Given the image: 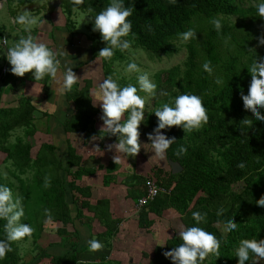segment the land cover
Masks as SVG:
<instances>
[{"label": "trees", "instance_id": "1", "mask_svg": "<svg viewBox=\"0 0 264 264\" xmlns=\"http://www.w3.org/2000/svg\"><path fill=\"white\" fill-rule=\"evenodd\" d=\"M25 2L29 5L34 0L21 1ZM58 3L62 7L65 21L64 25H58L54 30L63 29L61 26L66 27L72 33L74 41L77 33L74 13L82 11L93 15L106 7L109 0H58ZM125 6L133 8L128 19L132 21V33H135L134 36L130 34L126 38L132 41V45L153 55H175L181 48L178 46L181 40L177 34L188 28L196 30L197 38L183 45L188 50L184 63L155 75L157 95L152 97L158 107L177 95L178 91L195 93L203 98L208 115L207 122L201 128L188 133L179 126L162 130L168 136L176 137L177 141L167 152V168L157 167L146 176L128 175L124 185L128 189V198L135 202L138 209L140 227L147 232L152 229L155 219H151L150 215L163 218L179 215L182 225L191 226L195 223L192 212H206L207 223L202 226L215 233L221 245L220 256L210 253L203 264H237L234 248L241 239H264V206L256 203L264 196V121L256 120L251 110L244 108L241 98V91L247 94L250 83L248 67L252 56L258 58L264 55V45L258 44V37L264 35V32L256 25L257 20L264 22V18L257 16L253 0H176L175 3L171 0H125ZM217 16L223 23L219 32L210 23ZM54 30L52 33H55ZM90 37L95 42L92 41L90 48L95 59L99 57L98 53L102 49L97 44L101 37L96 38L94 34ZM119 57L122 58V55L117 52L110 59L101 58L104 78L111 74L122 85L134 83L131 81L136 79L134 77L128 80L114 76V65ZM205 60H211L212 73L202 68ZM4 62L11 68L7 58H4ZM3 68L4 66L0 74L12 78L5 68L3 72ZM218 78L222 83L217 84ZM40 82L43 83L42 80ZM44 82L43 90L47 93L52 79L47 77ZM78 82L65 95L67 103L72 106L63 123L65 132L83 135L86 142L94 136L101 141L116 142L115 136L100 138V130L95 127L99 111L90 95L92 81H87L84 87H80ZM3 90L0 88V104ZM161 90L167 91L169 96H161ZM140 93L144 94L142 91ZM156 107L146 113L140 125V142L145 140L150 143L147 134L157 124V117L153 113ZM261 112L264 114V109ZM39 114L43 112L26 96L19 97L16 105L0 107V153L6 155L5 162H12L10 176L18 181L16 184L10 177L0 174V183L7 184L14 196L22 198L25 215L21 220L35 229L31 236L11 242L12 251L0 257V264H24L22 252L27 250L26 244L31 241L36 245L43 234L45 208L51 209L54 222L62 224L57 231V234L65 237L62 243L65 245L72 237L69 231L73 228L74 220L66 202L68 188L64 175L73 174L75 178L83 176V159L70 142L67 164L65 159L58 158L55 145L49 142L42 143L34 154L30 139L37 134L38 129L34 122L39 119ZM245 119L252 120V124H245ZM17 130H22L24 136H16L11 143L10 139L16 135ZM179 145H185L187 151L177 157L176 149ZM171 160L180 163L183 168L180 173H173ZM240 160L246 162L245 167H237ZM76 167L78 168L75 171ZM28 172L32 173V177L24 178ZM46 175L51 179V186L47 188L44 187ZM106 178L107 185L111 179ZM149 181L158 184L159 193L146 205L139 206V200L148 196ZM69 188L84 195L81 188L74 187L73 181L69 183ZM76 201L80 203L78 219L84 216L83 210L88 209L105 225V234L95 235L94 238L103 243L102 248L110 249L108 241H112L120 231L121 221L111 218L109 202L100 200L97 205L92 206L84 198L76 197ZM221 206L226 211L218 216L217 210ZM229 216H233L237 228L225 232L222 221ZM165 222L170 225L172 239H168L165 245L158 246L154 255L149 254L147 264H172L163 253L182 242L178 238L181 225L176 217ZM3 223L4 221H0V238H4ZM68 247L70 250L65 254L52 257V264H94L80 262L76 242L69 243ZM40 258L43 255L38 254L34 260ZM100 258L103 260L105 256ZM245 264H252L251 259ZM257 264L260 263L257 261Z\"/></svg>", "mask_w": 264, "mask_h": 264}, {"label": "clouds", "instance_id": "2", "mask_svg": "<svg viewBox=\"0 0 264 264\" xmlns=\"http://www.w3.org/2000/svg\"><path fill=\"white\" fill-rule=\"evenodd\" d=\"M175 3L176 0H171ZM256 8L257 16L264 18V0H253ZM90 11H94L90 9ZM133 13V8L125 6V0H109L106 7L99 12L90 15L93 21V31L99 32L102 41L106 42V47L100 49L98 56L103 59H110L116 50L125 51L132 45V41L127 39L132 33V21L128 19ZM14 23L23 25H32L36 23V19L31 12L24 11L13 18ZM41 24L44 21L40 22ZM210 23L217 32L221 31L223 23L222 19L213 17ZM181 41L188 42L197 38V32L194 28H188L177 34ZM258 44L264 45V35L258 37ZM88 52V51H87ZM0 53L6 54V58L11 65L10 71L17 76H24L25 73H32L35 81L43 80L46 76L50 77L56 85V93L58 97L72 90L74 84L80 79L73 71V67L69 66L70 62L65 59L62 61L60 57L69 56L64 49V45L53 49L48 43L44 42L31 30H27V34H21L18 39L9 45L7 37H0ZM95 62V61H94ZM93 62V63H94ZM211 60H205L202 65L204 71L212 73ZM126 72L137 74V83H128L122 85L118 79L111 74L104 78L93 88L90 95L93 102L99 103L102 109V126L100 129V138L104 136H115L116 142L107 146L109 151L113 149L116 152L113 159L115 162L120 161L123 157L135 156L143 146L140 143V125L145 118L146 96H142L139 92L147 93L148 96H156L157 84L152 81L147 71H143L135 60H130L126 65ZM251 75L248 85L247 94L241 91L243 106L251 110L256 120L264 121V55L258 58L253 55L252 62L248 67ZM217 84L222 83L221 79H217ZM138 85V87H137ZM161 96H169L167 91L161 90ZM40 110L56 108L58 105H45L36 103ZM157 117V124L152 132L147 134L151 145L152 157L164 160L169 148L176 143V137L168 136L165 129L172 126L182 127L188 133L199 129L208 120L207 110L203 104V98L200 95L191 92H179L168 102L162 103L153 111ZM245 124H252V120L245 119ZM103 133V135H101ZM97 137H93L95 140ZM100 150L97 147L95 150ZM187 147L179 145L176 149V156L179 157L186 153ZM246 162L240 160L237 167H245ZM131 166V165H130ZM51 186V179L48 175L44 179V187ZM258 205L264 206V196L257 202ZM225 208L221 206L217 210V215L222 216ZM45 223H54L51 209L45 208ZM25 215V208L22 198L14 196L12 189L5 183H0V221H4L2 227L4 238H0V257H4L8 252L12 251V243L19 241L27 236H31L34 227L31 224L22 222L21 218ZM206 212L194 211L192 218L195 223L191 226L181 225L178 231V238L181 243L165 251L163 255L172 261V264H203V261L210 253H214L216 257L220 256L221 241L215 233L208 231L203 224H206ZM223 231H233L237 228L233 216H229L222 221ZM87 246L91 251L100 250L103 243L92 238L87 241ZM235 257L238 258L237 264H245L251 259L252 264L264 259V239L243 238L234 248Z\"/></svg>", "mask_w": 264, "mask_h": 264}, {"label": "crops", "instance_id": "3", "mask_svg": "<svg viewBox=\"0 0 264 264\" xmlns=\"http://www.w3.org/2000/svg\"><path fill=\"white\" fill-rule=\"evenodd\" d=\"M3 1L4 0L0 1V11L3 13L6 10L9 11V18H11L12 24L15 30H17L18 32H16V34L18 35L17 37H19L21 34L26 35L27 30H31L33 34L40 37L41 40L47 41L49 46H51L53 49L59 48L64 45V49L68 52L69 56L60 58H64V60L67 59L70 62L69 66L73 67V71L77 74V76L80 71L74 69H83L85 66H89L90 62H96V58L93 59L92 57L88 63L86 58L89 54L92 53L82 52L83 48H86L84 47V45H89L92 42L89 36H86L87 38L84 39L85 44L78 43L79 38L75 36V39L73 41L72 33H69L66 27L62 26V28L66 31L61 29L56 33V30L53 29L55 33L51 32L50 39L48 38V33H46L45 20H41L44 21V23H40L36 28H34L35 25H32L31 28L29 27V25L26 26L23 24L14 23L13 18L21 13L15 11V9L11 6L10 3H8V1L5 0V3H7V5L3 3ZM11 11L15 12L11 14ZM6 22H8L9 24V21ZM52 24H54V27H57L58 25H64L63 23H55L54 21L52 22ZM11 35L12 34L9 33L10 39H14ZM0 37L8 36L6 34H3L0 35ZM64 60H61L62 66ZM99 64L102 67V59ZM4 68L6 72H9L8 65L5 64ZM24 78L23 76L22 78H0V84L5 85L4 87H2L4 90L11 89L14 86L17 88L19 87L22 90L20 84L22 82H25ZM30 84L32 85L28 86V84L25 82L24 87L27 85L26 87H28V89H35V87L37 88V86H39L40 88H37L39 89V92L45 93L43 90V83ZM55 86V82L52 80L50 89ZM49 91L46 93V100L48 99ZM65 95L66 94H64L62 97H58L56 93L48 99L49 101H51V105H58L57 111L59 112L56 111L57 113H54L55 111L52 112L48 110L49 113H44L47 111H41L46 115L45 117L51 119V124L48 125L49 130L47 132L48 134L53 135L54 141L52 144L56 147L58 158L61 160L65 159V164H67L69 145L68 142H70L68 141L69 137L71 140V144L77 143V145L72 144V146L77 149V154L83 159L82 167L84 168L85 172L83 176L75 178V175L73 174H70V176L64 175V179L68 188L66 194V202L69 205L70 212L74 220V224H72L73 228H71L72 232L69 231L72 237L70 238V242L67 241L64 245V243L62 242L65 237L60 235V233L57 234V231L58 229H60V227H62V224L60 222L47 224L45 223L44 218L43 234L36 244L39 246L30 243V241L29 250H24L22 252V256L24 259L23 262L24 264H52V257L65 254L70 250L68 244L71 242H76L79 249L77 253L78 259L82 263L147 264L149 262V254L154 255L155 249L158 246H163L166 244L168 239H172L171 234L167 239H164L162 234V231L165 229H169L170 225H160V223L155 221V225L149 232L143 230L138 222V209L135 205V202L132 199L128 198V189L124 185V182H126V179H128V175L146 176L157 167L167 168V158H165L164 160H160L159 158L152 157L154 153L151 152V145H144L149 142L143 140L142 142H140L143 146L141 147V150L138 154H136L135 156L123 157L120 161L115 162L113 159L114 155H116L115 150L113 149L112 151H109L107 148L109 144H114V141H101L99 138H96L95 140L91 139L89 142H86L83 135L66 133L63 123L65 122L67 115L69 114V110L72 109V106L67 103ZM64 102L66 105H64ZM95 106L99 111L98 116L95 119V127L99 131L103 123L100 119L102 115V109L100 108L98 102ZM38 110L40 109L38 108ZM59 134L60 136L58 140L57 136ZM97 147H99L100 150H95ZM77 168L78 167L74 168L75 171ZM72 171L74 172V170ZM106 176H109L107 178L111 179V181L107 185L105 183ZM72 181L74 182V187H78L79 189L81 188L83 190L84 195L77 193L74 188L73 191L69 188V183ZM76 197L84 198L85 200L89 201L92 206L97 205L98 201L100 200H106L109 202L111 218L121 221V223L119 224L120 231L112 241H108L110 244V249L101 248L97 251H91L88 248L87 241L94 238L95 235L97 236L100 234H105L106 228L105 225L95 216V213L92 212V210H83L84 216L79 219L77 218L80 203L76 201ZM150 216L151 219L156 218V216L154 215ZM52 227L55 228L54 233L52 235H47L48 228ZM38 254L43 255V258L34 260L35 256ZM101 256H105V258L101 260ZM145 260L148 261L145 262Z\"/></svg>", "mask_w": 264, "mask_h": 264}, {"label": "rangeland", "instance_id": "4", "mask_svg": "<svg viewBox=\"0 0 264 264\" xmlns=\"http://www.w3.org/2000/svg\"><path fill=\"white\" fill-rule=\"evenodd\" d=\"M21 1H24V0H9L11 6L15 9V11H18L20 13L24 12L25 10L31 12V15L34 16L36 19V23L32 24V25H35L34 28H36L40 24L41 20H45L46 21V24H45L46 33H48V38L51 39V32H53V29H54V25L52 24V22L54 21L55 23L56 22L63 23L65 21V17H62L63 11H62V7L58 3V0H51V1L50 0H34V2L29 4V5H28V2L21 3ZM5 2L6 1L4 0L3 3H5ZM5 4L7 5V3H5ZM8 12L9 11H7V10L4 11V13L0 11V35L6 34L8 36L7 38L9 39V45H11L13 43V41L18 39L19 37H17L18 36L16 34L17 30H15V28L12 24L11 18H9ZM10 13L13 14L14 12L11 11ZM59 13H61V14H59ZM89 15L90 14L88 12L76 11L74 13V17H73V20L77 22V24H76L77 33H75V36H77V38H79L78 42L82 43V44H85L84 39L87 38L86 36L90 37L92 34H94V36H97L96 38L100 37L99 32L94 33L93 21L90 19ZM6 21H9V24ZM32 25H29V27H31ZM256 25L258 27H260L261 30L264 32V22H262L259 19L256 21ZM63 30L66 31L65 29H63ZM58 31H59V29L56 30V33ZM9 33L12 34L11 36H13L14 39H12V38L10 39ZM91 40L94 42V39L91 38ZM44 42L48 43L47 41H44ZM93 42H91L89 45L85 44L84 47H86V48H83L82 52L87 53V51H89L90 48H92L91 45ZM184 43H186V42L181 41L178 44L179 47L181 46L179 52L176 53L175 55L171 56V57L163 55V54L158 55V56L153 55V54L147 52L146 50H144L140 47H136L134 45H131V47L129 49H127L123 52L120 50H116L115 54L117 52L121 53L122 58H120V57L117 58V60L115 62L114 67H115V73L116 74L114 76L115 77L120 76V78H126L128 80H131L133 77L136 78L137 77L136 73H134V72L128 73L125 71L127 63L130 60H135L143 71H147L149 73L150 78L155 83L154 77L157 73H160L161 71H165L167 69H170L171 67L176 66V65H182L184 63L185 59L188 56V50H187V48H185L183 46ZM97 44L99 45L98 48L106 47V42L102 41V39L98 38ZM92 57H93V55H91V54H89L87 56L86 59H87L88 63ZM4 58H6V54L0 53V70L6 64L4 62ZM64 58H60V59L64 60ZM100 61H101V58L96 57V62H94V63L90 62L89 66H85L83 69H81V68L74 69V70L80 71L78 73V77L80 78L78 83L80 84V87H84L86 85L87 81H92L91 87L93 89L98 85V83L100 81H102L104 79L103 70L99 64ZM88 63H86V64H88ZM8 71L11 73L12 77H15V78L21 77V76H17L15 74H13L10 71V67H9ZM0 78H6V77H5V75L0 74ZM23 78H24L25 82L28 84V86L32 85L30 83H35V84L41 83L40 81H35L31 72L25 73ZM46 78H47V76L42 80L43 83H45L44 81H46ZM17 81H19V80H17ZM131 81H134L133 84L137 83V79H133ZM25 82H22L20 84L22 90L19 87L17 88L15 86L12 87L11 89L3 90V92H2L3 98H2V102L0 104V107L8 108L10 106L16 105L20 96L30 97L31 100L34 101L35 105H36V103H39L41 105H45L47 102H49V104L51 105V101H49L48 99L52 95L56 94V91H55L56 86L52 87L50 89L48 99L46 100L47 94L39 92V89H37V88H40L39 86H37V88L35 87V89H32V88L28 89V87H26L27 85L24 87ZM4 86H5L4 84H0V88H2ZM6 94H9V95H6ZM140 95L147 97L146 103H145V109H144L145 116H146V113L152 111L154 109V107H156V106L154 104L152 96H148L147 93H144V94L140 93ZM64 101H65V99H64ZM64 105H66L65 102H64ZM95 105H96V103H95ZM57 108L58 107H56L55 110L52 108H49V109L45 110L47 112H44V113H49L48 110L52 111V112L55 111L54 113H57V112H59V111H57ZM45 116H46L45 114L44 115L39 114V119H36V121L34 122L37 126V129H38L35 138L30 139V142L34 146V154L37 153L38 147L42 143H44V142L45 143H48V142L53 143V141H54L53 135L48 134V132H47L49 130L48 125L51 124L50 123L51 119L47 118ZM16 136H22L23 137L24 136L23 131L17 130L16 135L11 137V139H10L11 143H13L15 141ZM59 136H60V134L57 136L58 140H59ZM143 138H145V137H143ZM26 141H29V140L26 139ZM68 141L71 142L69 137H68ZM72 144L77 145V143H72ZM78 144H80V143H78ZM5 158H6V155L3 153H0V174L3 177H10V179L13 180L17 184L18 181L14 177H11L10 172H9V169L12 168V165H11L12 162L10 160L5 162ZM23 177L24 178H31L32 173L28 172ZM32 183H33V181H31V184ZM19 192H20V190H19ZM16 194H18V193H16ZM174 217H176L177 222L180 223V225H182V221H181V218H179V215H177V216L172 215L170 217L166 216V218L156 217L155 221L160 223V225H167L165 220H170V219H173ZM172 227H175V226L172 225ZM54 231H55V228H53V227L48 228L47 235H52L54 233ZM162 234H163V238L167 239L170 236V229L163 230ZM29 248H30V245L28 242L26 249L29 250ZM258 262L260 264H264V259L259 260Z\"/></svg>", "mask_w": 264, "mask_h": 264}, {"label": "built area", "instance_id": "5", "mask_svg": "<svg viewBox=\"0 0 264 264\" xmlns=\"http://www.w3.org/2000/svg\"><path fill=\"white\" fill-rule=\"evenodd\" d=\"M149 190L148 196L139 200V206L146 205L149 201L153 200L159 193V186L153 181L148 182Z\"/></svg>", "mask_w": 264, "mask_h": 264}, {"label": "water", "instance_id": "6", "mask_svg": "<svg viewBox=\"0 0 264 264\" xmlns=\"http://www.w3.org/2000/svg\"><path fill=\"white\" fill-rule=\"evenodd\" d=\"M88 53H92V49H90L88 51ZM170 164L172 166V170H173L174 174H178V173H180L183 170L182 166L178 162H174V161L171 160Z\"/></svg>", "mask_w": 264, "mask_h": 264}]
</instances>
